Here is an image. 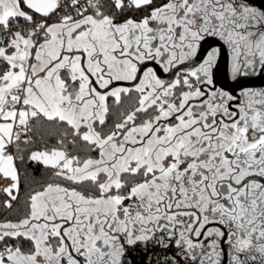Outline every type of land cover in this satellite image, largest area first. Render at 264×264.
Listing matches in <instances>:
<instances>
[{
    "label": "snow or ice",
    "instance_id": "obj_1",
    "mask_svg": "<svg viewBox=\"0 0 264 264\" xmlns=\"http://www.w3.org/2000/svg\"><path fill=\"white\" fill-rule=\"evenodd\" d=\"M255 77L253 0H0V264H264Z\"/></svg>",
    "mask_w": 264,
    "mask_h": 264
},
{
    "label": "trees",
    "instance_id": "obj_2",
    "mask_svg": "<svg viewBox=\"0 0 264 264\" xmlns=\"http://www.w3.org/2000/svg\"><path fill=\"white\" fill-rule=\"evenodd\" d=\"M44 137V141L38 140L37 144L34 147H40L46 141L48 146L55 144V137L49 135L48 129H38L37 137ZM27 151L24 152L25 162L19 164L21 171V201H23L24 195L30 190V188L38 186L40 182L48 180L51 178V172L48 169H45L43 165L38 163H31L27 161Z\"/></svg>",
    "mask_w": 264,
    "mask_h": 264
},
{
    "label": "flooded vegetation",
    "instance_id": "obj_3",
    "mask_svg": "<svg viewBox=\"0 0 264 264\" xmlns=\"http://www.w3.org/2000/svg\"><path fill=\"white\" fill-rule=\"evenodd\" d=\"M257 6V5H255ZM259 7V6H257ZM218 44V41L212 40L209 41L208 44L204 46V51L210 49L212 46H216ZM170 74H165V76H168ZM217 80H218V86L224 88L225 90H231L233 88H236L237 82H234L231 80L230 77V62L226 56H222L220 63H219V69L217 72ZM246 85L249 87H255V88H264V77H255L250 79L246 82ZM137 260L143 259L142 253L136 254Z\"/></svg>",
    "mask_w": 264,
    "mask_h": 264
},
{
    "label": "water",
    "instance_id": "obj_4",
    "mask_svg": "<svg viewBox=\"0 0 264 264\" xmlns=\"http://www.w3.org/2000/svg\"><path fill=\"white\" fill-rule=\"evenodd\" d=\"M253 3L261 8H264V0H253Z\"/></svg>",
    "mask_w": 264,
    "mask_h": 264
}]
</instances>
